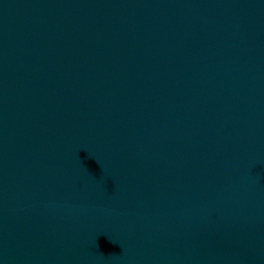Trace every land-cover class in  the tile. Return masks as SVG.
<instances>
[{"label":"water","instance_id":"1","mask_svg":"<svg viewBox=\"0 0 264 264\" xmlns=\"http://www.w3.org/2000/svg\"><path fill=\"white\" fill-rule=\"evenodd\" d=\"M0 264H264V0H0Z\"/></svg>","mask_w":264,"mask_h":264}]
</instances>
